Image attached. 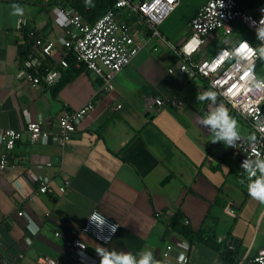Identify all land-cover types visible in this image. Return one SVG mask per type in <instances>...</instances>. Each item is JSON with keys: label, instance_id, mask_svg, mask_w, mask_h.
<instances>
[{"label": "crops", "instance_id": "obj_1", "mask_svg": "<svg viewBox=\"0 0 264 264\" xmlns=\"http://www.w3.org/2000/svg\"><path fill=\"white\" fill-rule=\"evenodd\" d=\"M205 1L176 0L158 26L161 35L150 36L114 76V88L104 91L101 79L86 67L64 69L51 86H35L18 75L30 28L56 41L47 58L56 65L63 54L64 26L62 15L52 10L62 4L74 6L76 0H0V130H23L10 154V160L22 166L0 168V258L5 264H40L43 254L63 264H99V245L133 254L149 249L167 264L177 263L180 250L189 255L187 264H253L251 259L264 247V205L248 196L246 176L229 147L211 144L207 129L196 122L207 112L206 101L196 100L206 81L169 71L182 61L171 44L178 46L189 34V21ZM14 2L25 9L27 23L22 29L17 26L19 18L9 15ZM239 2L256 12L261 0ZM118 14L125 17L122 10ZM231 27V39L259 44L241 18H235ZM134 32L142 34L138 26ZM220 45L212 36L196 57L211 54ZM261 63L256 64L258 75ZM147 95L165 99L178 95L185 104L147 109ZM91 98L94 108L65 144L32 142L24 130L28 120L40 117L46 128L56 131L63 110L76 109ZM241 133L253 134L248 125ZM2 148L0 143V152ZM41 176L50 179V192L38 191ZM66 181L69 184L61 191ZM95 208L120 226L107 244L79 233L87 245L84 259L81 251H68L64 241ZM178 210L203 239H189L172 227ZM29 222L38 226L35 235L28 230ZM169 243L174 247L165 259Z\"/></svg>", "mask_w": 264, "mask_h": 264}, {"label": "built area", "instance_id": "obj_2", "mask_svg": "<svg viewBox=\"0 0 264 264\" xmlns=\"http://www.w3.org/2000/svg\"><path fill=\"white\" fill-rule=\"evenodd\" d=\"M175 5L176 0H114L113 7L102 13L92 22L87 20L72 5H57L52 10V14L59 12L62 15L61 22L64 26V34L60 37V43L63 47L62 56L58 59L56 65H50L47 62V58L52 55L56 41L39 33L35 29H27L26 34L30 38V44L26 56L21 61L18 75L26 78L35 86H51L60 80L64 69L70 66L76 68L86 67L96 73L101 79V88L104 91H110L114 88V76L131 61L145 45L148 38L150 36L161 35L158 26ZM120 10L124 11L125 17L118 14ZM237 17L241 18L256 34L253 22L258 24L259 20L264 17V0H261L258 4L256 12L242 8L239 0H206L190 19V32L184 40L178 46L170 43L181 54L182 61L176 68H169V71L189 77H202L206 81L205 91L211 89L223 92L231 88L234 93H239L238 95H234L231 100L220 96L218 103H225L231 113L236 114L250 127L252 132L257 136L255 147L264 155V132L260 131V128L264 127V101H261L258 105H253V107L258 108V111L249 112L246 107L244 94L239 88V83H242V81L239 78L227 79L231 66L235 61L226 60L218 65H212V61L220 49L230 47V44L224 43L225 40L231 42L247 40L245 38H230L232 32L231 22ZM19 19L21 22L18 27L22 29L27 21L24 18ZM135 26L141 29L142 34H135ZM212 36L219 38L221 45L211 54L197 58L196 54L202 51L204 45ZM193 37H198L205 43L200 45L198 50L191 56H187L181 49ZM162 38L165 39L164 37ZM69 56L72 57V60L69 59ZM225 80H227L226 83L224 82ZM164 104L183 106L185 101L178 95L168 99L152 95L145 97L147 109L160 107ZM208 105L209 102L206 101L207 111ZM94 106L95 101L91 98L76 109L63 110L56 120V131L46 128L40 117L35 120H28L24 130L28 133L32 142L54 141L65 144L71 139L81 120ZM22 134L23 130L12 127L0 130V143L3 146L0 152L1 169L7 165L22 166L20 161L10 160L11 151ZM251 148L252 146L244 141L238 142L236 149L229 147V151L240 166L245 158L252 155ZM38 179L39 192L47 193L52 190L50 179L47 176H41ZM68 184L69 181H66L59 189L64 191ZM94 211L100 212L105 216L108 224L118 225L116 232L111 235V240L115 237L119 230V222L95 208L87 215L79 230H74L72 237L64 241V246L68 251L77 253L84 250L80 248V245L83 248L87 247L86 242L80 238L79 233L88 234L101 243L107 244L97 238L99 235L98 230L90 224L89 217ZM56 234H59V232L57 231ZM103 234L109 235L107 226H105ZM173 247L171 243L166 245L163 251L165 259L170 257ZM181 254L185 257L183 264H187L189 255L184 250L177 252V261ZM38 262L40 264H63L48 254L41 255L38 258ZM251 262L253 264H264V247L258 250L251 259ZM0 264H5L4 259L0 258Z\"/></svg>", "mask_w": 264, "mask_h": 264}, {"label": "clouds", "instance_id": "obj_3", "mask_svg": "<svg viewBox=\"0 0 264 264\" xmlns=\"http://www.w3.org/2000/svg\"><path fill=\"white\" fill-rule=\"evenodd\" d=\"M9 15L11 17L23 18L25 9L18 3L10 5ZM21 22L17 20V26ZM255 26L256 38L260 42L257 46H253L247 40H238L231 42L225 40L224 43L230 44L228 48H222L217 53V56L212 61V65H218L226 60L235 61L231 66V71L228 73L227 79L239 78L242 83H239V88L242 90L246 107L249 112L258 111V108L253 105H258L264 101V76H260L256 72L257 61L264 62V17L259 20V23L253 22ZM203 40L198 37H193L187 42L181 51L191 56L198 50L200 45L204 44ZM225 83L227 80L224 81ZM219 83V82H217ZM233 90L227 89L223 92L214 90H206L198 93L196 100L198 102H209L208 111L201 116H198L196 122L204 129H207L210 134V143L215 145L217 143L223 144L225 148H237L238 142L246 141L252 146V155L245 158L240 164L242 174L246 176V189L248 196L253 200L264 205V155L257 150L255 144L257 136L253 133L246 137L241 133L240 121L231 114L229 107L225 103L219 102L218 98L223 96L231 100L234 95ZM235 107V105H233ZM264 132V127L260 128ZM244 183V180H241ZM90 224L95 226L98 230V239L109 243L111 235L114 234L118 228L117 224H108L107 218L100 212L94 211L89 217ZM105 226L109 229V235H104ZM28 230L33 235L38 231V226L35 222H29ZM81 249H85L81 247ZM96 253L99 256V264H167L166 261L157 259L152 250H141L138 254H133L129 251L109 249L104 246H97ZM81 257L86 259L83 251L80 253ZM185 257L181 254L178 258L177 264H183Z\"/></svg>", "mask_w": 264, "mask_h": 264}, {"label": "trees", "instance_id": "obj_4", "mask_svg": "<svg viewBox=\"0 0 264 264\" xmlns=\"http://www.w3.org/2000/svg\"><path fill=\"white\" fill-rule=\"evenodd\" d=\"M72 1H70L71 3ZM114 0H76L73 5L75 8L91 22L96 20L102 13L112 8ZM72 60V57L69 56ZM171 225L174 229L179 230L189 239H203L202 234L199 231H194L188 224L183 221V213L178 210L171 219ZM210 245L218 247V244L211 239H207Z\"/></svg>", "mask_w": 264, "mask_h": 264}, {"label": "rangeland", "instance_id": "obj_5", "mask_svg": "<svg viewBox=\"0 0 264 264\" xmlns=\"http://www.w3.org/2000/svg\"><path fill=\"white\" fill-rule=\"evenodd\" d=\"M258 70H259L260 76H264V62L261 63ZM236 118L240 121L241 132L245 133L247 131V124L238 116Z\"/></svg>", "mask_w": 264, "mask_h": 264}]
</instances>
